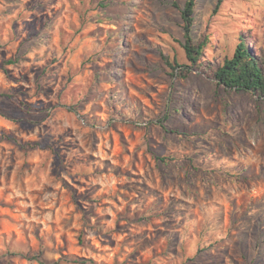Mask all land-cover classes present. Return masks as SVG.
<instances>
[{"label": "rangeland", "instance_id": "374dc122", "mask_svg": "<svg viewBox=\"0 0 264 264\" xmlns=\"http://www.w3.org/2000/svg\"><path fill=\"white\" fill-rule=\"evenodd\" d=\"M184 1L0 0V264H264V96L170 77ZM218 2L204 57L263 55L264 0Z\"/></svg>", "mask_w": 264, "mask_h": 264}, {"label": "trees", "instance_id": "16d2710c", "mask_svg": "<svg viewBox=\"0 0 264 264\" xmlns=\"http://www.w3.org/2000/svg\"><path fill=\"white\" fill-rule=\"evenodd\" d=\"M221 3L219 0L218 4ZM195 0H185L180 12L181 29L183 31L182 48L185 54V62L180 63L177 58L164 57L165 64L171 70L170 77L178 76L185 79L192 71H198L214 80L216 84L234 92H247L253 95L264 96V54L255 55L247 46L244 36L239 35L234 50L230 56L215 64L204 57L208 47L206 37L195 41L192 35L194 25ZM8 63H13L9 60ZM118 93V92H117ZM121 105V104H120ZM121 107H123L121 105ZM195 112L193 106L188 105L186 113ZM183 107L173 102L166 111L163 120L169 122L177 117L184 118ZM161 120L160 126L165 129ZM159 162L172 161L171 156H155ZM12 256L26 257L23 253L10 252ZM36 259V258H32Z\"/></svg>", "mask_w": 264, "mask_h": 264}]
</instances>
